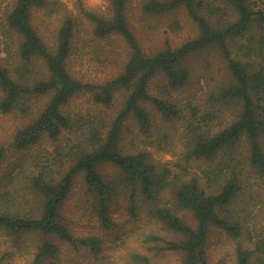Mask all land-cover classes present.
Listing matches in <instances>:
<instances>
[{"label": "trees", "instance_id": "trees-1", "mask_svg": "<svg viewBox=\"0 0 264 264\" xmlns=\"http://www.w3.org/2000/svg\"><path fill=\"white\" fill-rule=\"evenodd\" d=\"M107 2L90 9L82 0L74 8L62 0H0V25L11 35L0 48V112L23 121L8 143L0 141V264H62L61 246L68 264H159L171 253L181 264H264V0H141L145 14L183 9L197 28L150 51L128 0ZM38 10L57 22L50 41L32 22ZM103 42L108 63L119 47L125 52L119 70L99 81L77 75L75 62L98 55ZM208 50L220 54L226 75L204 71L194 79L202 92L183 93L192 81L190 55ZM79 94L97 109L67 111ZM146 103L162 126L184 124L178 154L207 161L198 173L181 163L178 171L157 166L147 149L124 146L130 126L136 137L152 136ZM159 135L169 146L167 133ZM104 164L113 174L101 173ZM77 175L101 227L111 228L123 205L144 224L110 240L74 232L62 207Z\"/></svg>", "mask_w": 264, "mask_h": 264}, {"label": "rangeland", "instance_id": "rangeland-1", "mask_svg": "<svg viewBox=\"0 0 264 264\" xmlns=\"http://www.w3.org/2000/svg\"><path fill=\"white\" fill-rule=\"evenodd\" d=\"M10 0H1L2 5L6 4ZM67 7L74 8V0H62ZM85 7L90 9H103L107 5V0H82ZM128 16L132 21L138 36L143 44L144 49L152 50L164 45L166 41L173 45H176L183 41L184 39L193 36L197 33V28L193 22L187 17V14L183 9H180L172 14H167L163 16H152L147 15L142 11L141 0H128L127 5ZM46 14L40 10L35 11L32 16V22L37 28L38 32L43 35L49 41L53 39L54 30L57 27V22L55 17L45 16ZM1 16V8H0ZM176 18L180 22V27L175 28L171 25L172 20ZM11 35H6L3 31L2 24L0 25V48L4 47L5 43L10 41ZM90 44V42L88 43ZM92 45V44H90ZM13 47V46H12ZM102 51L98 55H83V62L76 61L73 65V69L76 74L83 76L84 79L99 81L113 74L119 70V63L125 56V52L119 47L113 55L112 62L108 63L104 60L109 50V45L107 42L101 43L99 46ZM100 56L102 61L96 58ZM190 63L193 67L192 81L182 89L183 93H189L190 91H195L197 93L202 92L203 89L199 88L198 83L194 82L199 75H203L207 72L209 75L220 80L226 75L227 68L225 61L221 58L220 54L216 50H208L190 55ZM155 82L158 84L162 82L161 77L156 78ZM203 83V81H201ZM152 91H156V84L151 87ZM180 95V94H179ZM119 99V98H118ZM44 98L38 100V106L44 102ZM147 109L152 114V119L154 122L153 134L152 136H140L136 137L135 127L130 126V130L125 131V138L123 140L124 146L126 148H132L134 144L145 148L149 151L150 159L157 164V166L165 165L171 167L173 171H178L179 167L177 163H180L187 168V172L192 174L193 172L198 173L199 168L205 167L207 161L205 160H189L186 161L180 157L178 152L182 151L183 143L179 140L181 131L184 129V124L177 123L167 124V126H162L155 109L150 103H146ZM97 109L93 104L88 94H79L75 96L66 106L65 109L74 111L85 112L88 109ZM13 114H2L0 112V141L8 143L13 131L22 122L17 118L13 117ZM132 130V131H131ZM159 132L167 135H163L165 142L169 141L170 145L165 146L164 141H159ZM142 139L144 140L143 142ZM45 144L38 146L37 148H42ZM101 173L106 175H111L114 172L113 166L109 164H104L100 169ZM88 193H86V186L83 183L82 175H77L72 186L71 191L68 194L62 207V215L69 222L71 229L76 233H85L88 231H96L102 235L105 240H110L113 238L114 234H125L132 229L143 225L145 222L144 218H141L142 214L137 217H133L126 210V207L119 206L112 212L113 225L111 228L104 229L99 225L97 219L88 212ZM258 198V197H257ZM183 215L190 221L191 216L188 211H183ZM260 220L264 221L262 218ZM129 240H133L130 236ZM133 243V241H132ZM229 244H225L224 248L227 249ZM63 251L61 263L68 264V256L70 252L68 247L61 246ZM230 259V258H229ZM119 264V263H118ZM159 264H181V259L177 254L171 253L160 260Z\"/></svg>", "mask_w": 264, "mask_h": 264}]
</instances>
